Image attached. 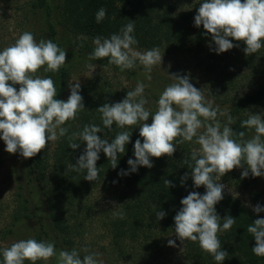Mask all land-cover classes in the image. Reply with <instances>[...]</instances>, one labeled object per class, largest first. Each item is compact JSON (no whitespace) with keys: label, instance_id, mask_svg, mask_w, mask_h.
Segmentation results:
<instances>
[{"label":"trees","instance_id":"obj_1","mask_svg":"<svg viewBox=\"0 0 264 264\" xmlns=\"http://www.w3.org/2000/svg\"><path fill=\"white\" fill-rule=\"evenodd\" d=\"M49 1L0 0V50L12 45L6 37L13 26L14 29H21L22 33L31 32L37 41L52 40L67 51V59L68 56L83 59L87 64L96 65L100 71L81 87L85 111L80 112L76 120L66 123L68 133L65 137L30 159L23 158L19 153L9 154L5 143H1L5 148L0 147V153L4 152L0 154V166L11 160L18 166V174L11 201L6 208L0 205V213L8 212L9 215V223L0 229V249L21 239L35 238L38 241H54L57 250L89 247L101 253L103 259L106 257L105 264H124L127 258L134 264H152L153 258L149 253L154 248L161 250V240L168 242L174 239L178 251L173 253L174 260L167 264H217L198 242L185 241L183 244L174 231V217L182 208L181 200L193 191L201 195L206 192L203 186L195 187L190 175L182 181L190 173L183 161L190 159L191 150L198 145L188 142L178 145L172 157L153 158L151 169L140 167L135 173L121 176V170H129L128 159H135V141L140 139L143 143V138L139 135V128L120 129L114 125L111 132L105 130L98 135L111 141L117 133L128 130L132 132L131 142L126 145L124 154H118L119 162L115 169L111 168L107 156L101 152L97 161L100 179L89 182L84 180L86 170L67 172V168L76 164L86 148L82 141H77L81 143L79 149L69 148L68 136L88 124L103 127L101 114L96 110L105 103L114 104L125 99L127 91L134 90L137 82L147 85L144 95L149 103L146 107L154 112L159 95L171 83L169 76L154 69L152 79L148 80L143 66L139 64L132 70L121 72L118 67L109 65L107 58L88 60V55L94 50L93 38L119 34L120 29L130 21L135 22L134 36L139 42L134 46L136 49L159 47L164 55L194 57L204 83L190 82L203 90L207 98L214 96L215 103L222 109L230 110L236 118V123L232 125L236 132H248L240 127V123L250 113L264 114V48L246 55V45L233 40L236 47L217 54L211 34L203 26H195L194 17L202 0H194L188 5H180L174 0H57L54 5H50ZM101 8L107 10L106 18L97 23L96 13ZM55 23L60 27V37ZM81 36L87 39H78ZM38 74L51 77L57 89V99L67 101L71 75L69 66H63L59 72H44L41 69ZM124 81L128 86L122 87ZM15 87L18 91L19 85ZM148 123H151V118ZM236 178L254 186L253 200L264 207V176L249 174L247 178H242L240 174ZM166 179L174 187L166 186ZM97 190L115 192L120 195L122 205L107 215L106 225L112 240L99 249L85 243L84 233L86 224L91 223L94 215L89 199ZM223 196V200L216 205L217 214L222 220L232 216L236 224L231 230L218 234L222 248L229 254L222 264H264V257L252 252L256 242L247 232V227L256 219L264 218V214L255 213L226 188ZM153 205L156 207L153 208ZM158 211L166 213L163 220H157ZM138 246H142L144 255L137 254ZM37 264H57V261L53 258Z\"/></svg>","mask_w":264,"mask_h":264},{"label":"clouds","instance_id":"obj_2","mask_svg":"<svg viewBox=\"0 0 264 264\" xmlns=\"http://www.w3.org/2000/svg\"><path fill=\"white\" fill-rule=\"evenodd\" d=\"M199 5L194 17L195 26H203L211 34L217 54L236 47L233 40L246 45V55L264 48V0H202ZM106 12L104 8L98 10L97 23L106 18ZM134 30L135 22L130 21L119 34L93 38L94 50L88 60L107 58L108 64L118 67L121 72L139 64L151 80V72L155 66L162 65L164 54L161 55L159 47L138 51L134 47L139 43ZM78 39L86 40L87 37ZM66 57L65 49L50 39L37 41L29 31L23 32L14 44L0 50V139L9 154L19 153L25 159L35 157L51 143L65 137L68 133L66 123L76 120L78 114L85 111L79 82L69 83L71 94L64 101L57 99L53 79L38 74L41 69L59 72L66 65ZM86 66L92 72L97 67L91 63ZM169 78L171 83L159 95L154 112L146 107L149 101L144 95L147 85L143 82H137L134 90L127 91L122 101L99 107L96 112L101 114L103 127L88 124L68 136L69 148L79 149L81 143L77 141L86 144V148L67 172L86 170L84 180L99 181L97 161L101 152L107 156L111 168H117L118 154L125 153L132 132L123 130L111 141L98 135L105 130L111 132L114 125L120 129L139 128L143 138V143L140 139L135 141V159H128L129 170H121V176L135 173L140 167L151 169L153 158L172 157L178 145L186 142L198 145L191 150L190 159L183 161L190 173L182 181L190 175L195 187L203 186L206 192L201 195L193 191L181 200L182 208L174 217L175 236L183 244L185 241L198 242L217 264H222L229 254L222 248L218 234L231 230L236 219L229 215L222 220L217 214L216 205L223 200L226 188L219 181L236 168L243 169L242 178L249 174L264 176V114L250 113L240 123V127L248 132H236L232 127L236 118L230 110L216 104L214 96L207 98L203 90L190 82V75L171 74ZM15 85H19L18 91ZM164 183L169 188L174 187L167 179ZM113 204L115 209L122 207ZM253 211L259 214L264 212V207L258 204ZM165 215L164 211H158L156 218L160 221ZM247 232L256 242L252 252L264 257V218L251 223ZM168 245L175 247V240L169 239ZM0 254V264H37L53 258L57 264H105L102 254L89 247L57 250L54 241L35 238L15 241L0 249Z\"/></svg>","mask_w":264,"mask_h":264},{"label":"rangeland","instance_id":"obj_3","mask_svg":"<svg viewBox=\"0 0 264 264\" xmlns=\"http://www.w3.org/2000/svg\"><path fill=\"white\" fill-rule=\"evenodd\" d=\"M174 1H178L180 5H188L191 4L194 0ZM49 2L50 5H54L57 3V0H50ZM11 15L13 14L11 13ZM54 25L60 37V35H62L60 27L57 23H55ZM12 27L13 26H11L10 28L9 36L6 37V41L10 42L11 44H14L16 39H18L20 34H22V30H17ZM137 50L145 51L140 49ZM161 55L163 56L162 53ZM68 58L69 59L66 58V66H69L71 71L69 83L79 82L81 87H83L87 82L92 80L100 71L99 68H96V70L92 72L89 68H87V63L83 59H72L69 56ZM153 69L166 76H169L171 74L190 75L191 81H195L196 83H204V77L201 74V70L194 57H192L191 55H164L162 65H157ZM55 81H58L57 77H55ZM125 85L128 86L126 81L123 82L122 87H124ZM70 94L71 91L69 88L67 99ZM1 143H4L2 139H0V147L5 148V146L1 145ZM0 154L2 155L4 154V152H1ZM17 167L18 166L16 165V163L12 162L11 160H6L3 165L0 166V205L3 206V208H6L8 206L9 202L12 199V196L14 195L15 182L18 174ZM240 174H242V170L240 168H236L224 175L219 182L226 185V190L232 196L237 197L245 205H247L253 210V208L259 204V202L257 200H253L252 197V190L254 189V186L246 181L240 182L236 178V175ZM89 200L90 206L93 207L94 215L92 214L93 216L90 221L91 223H87L86 228L84 229L85 243L92 245L95 249H99L100 246L107 245L112 240V237L106 225V217L110 213L117 210L114 208L113 202H115V204L120 205L121 198L120 195L116 194L113 191L110 192L106 190H97ZM261 213L264 214V212ZM8 217V212L3 213V215L2 213H0V229H2L6 223H9ZM160 242L161 250L154 248L153 252L149 253V256H152L153 258V260H151L152 264L171 263L170 260H174L173 253L178 251V247H170L168 245V242H163L162 240ZM138 249V255L145 254L142 250V246H138ZM104 259H106V257ZM124 264L134 263L133 260L127 258Z\"/></svg>","mask_w":264,"mask_h":264}]
</instances>
